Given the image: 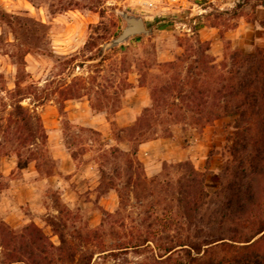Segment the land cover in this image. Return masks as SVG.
<instances>
[{
    "label": "rangeland",
    "instance_id": "1",
    "mask_svg": "<svg viewBox=\"0 0 264 264\" xmlns=\"http://www.w3.org/2000/svg\"><path fill=\"white\" fill-rule=\"evenodd\" d=\"M118 12L141 18L151 33L105 49L125 27ZM238 14L209 0H0V158L13 161L9 174L0 173V264L185 261L181 248L168 250L193 231L189 223L206 234L222 219L221 188L245 125L236 116L207 121L215 108L192 111L191 89L179 83L190 68L192 97L213 93L234 53L256 52L244 48L253 35L222 36L220 45L215 32L202 30L230 28ZM195 55L202 64H193ZM135 80L150 102L126 128L95 132L64 112L74 100L82 119L101 113L109 120L122 100L129 103L123 97ZM44 104L50 125H57L53 112L61 117L50 138L39 116ZM155 139L165 140L168 154L159 146L158 166L147 168L137 150ZM69 156L74 177L59 169ZM192 172L203 174L209 195L196 213L189 212L195 190L185 186ZM35 181L38 191L28 185ZM258 196L245 223L264 218V178Z\"/></svg>",
    "mask_w": 264,
    "mask_h": 264
},
{
    "label": "trees",
    "instance_id": "2",
    "mask_svg": "<svg viewBox=\"0 0 264 264\" xmlns=\"http://www.w3.org/2000/svg\"><path fill=\"white\" fill-rule=\"evenodd\" d=\"M231 62L232 69L222 81L224 85L213 93L200 90L197 97H192L197 81L192 79L190 68L179 83L191 89L186 98L193 101L192 111L201 114L202 106L213 107L214 110L206 112L207 121L209 117L236 116L245 128L239 133L237 149L232 151L233 166L222 184V219L215 227L207 228L206 234L189 223L193 231L188 230L185 241L168 250L181 248L185 261L178 264H264V218L245 223V215L251 214L258 204V190L264 178V49H256L251 55L234 53ZM193 64H202L201 58L193 56ZM16 112L28 121L24 109L18 106ZM203 185V174L192 172L186 180V189L195 190L198 198L190 213H196L201 200L209 196ZM241 221L244 222L236 223Z\"/></svg>",
    "mask_w": 264,
    "mask_h": 264
},
{
    "label": "crops",
    "instance_id": "3",
    "mask_svg": "<svg viewBox=\"0 0 264 264\" xmlns=\"http://www.w3.org/2000/svg\"><path fill=\"white\" fill-rule=\"evenodd\" d=\"M260 4H256L255 0H209V2H215L217 4V8L220 12H231V10L241 11V14L233 16L234 25L230 28H224L223 26L216 25L214 26H202V30L213 31L218 36V43L220 45L223 44L222 36H231V40L239 39V37H243L244 35H253L254 39L250 44L244 45L245 50L249 49H264V25L262 24L264 20V0H260ZM237 5L240 8H237ZM229 6V7H226ZM206 8L202 9V12H205ZM255 14V15H254ZM255 16V17H254ZM222 30V31H221ZM221 31V32H220ZM222 48V47H221ZM234 50V49H233ZM178 50H172L170 52V56H177ZM129 101V103H124L121 101V107L118 108L113 113V118L107 120L102 117L101 113L98 114H87V119H82V114L78 106L80 103L78 101H70L74 104V106L67 108L64 112H67V115L73 120L79 121L80 126L85 127L89 130H93L95 132H104L106 133V128L111 129V126H117L118 128H126L130 126L136 118L141 114L143 109L147 108L150 102V98L146 88L139 85V83L135 80L132 82V85L125 92V96L123 97ZM51 109V113H52ZM85 114V116H87ZM40 119L43 123V128L46 130L47 134L50 137H53L54 134L57 135V132L54 131L55 128L59 127V121L61 120L60 115L55 111L51 114V117L55 116V124L50 125L48 121L49 110L46 105L40 106L39 111ZM82 119V120H81ZM110 138H111V131ZM58 137V136H56ZM60 137V136H59ZM58 140V139H57ZM54 145L55 148H59L63 146L62 139ZM165 140L155 139L145 144H141L139 149L137 150V154L139 155L140 160L146 165L147 168H155L158 166V160H156L154 152L159 148V146H163V152L165 155L168 154V146L164 145L163 142ZM67 151V150H66ZM185 152H189V150L185 149ZM187 154V153H186ZM186 156V155H185ZM186 159V157H185ZM162 160V159H161ZM60 165L61 174L70 175L74 174L77 171L76 161L69 156V162L66 160H61L58 162ZM95 165L94 161H87L85 167H90ZM96 166V165H95ZM13 168V161L8 158H0V173L2 175H7ZM39 182L35 181L31 184L34 189L38 191L37 184ZM36 193L34 197L36 198ZM9 200L8 196H6ZM34 198L29 199L28 201H32ZM1 213V211H0Z\"/></svg>",
    "mask_w": 264,
    "mask_h": 264
},
{
    "label": "water",
    "instance_id": "4",
    "mask_svg": "<svg viewBox=\"0 0 264 264\" xmlns=\"http://www.w3.org/2000/svg\"><path fill=\"white\" fill-rule=\"evenodd\" d=\"M118 15L124 21L125 27L116 38L110 40L103 46L105 49L123 44L132 37L148 36L151 33V31L145 27V23L141 18L128 15L125 12H118Z\"/></svg>",
    "mask_w": 264,
    "mask_h": 264
}]
</instances>
